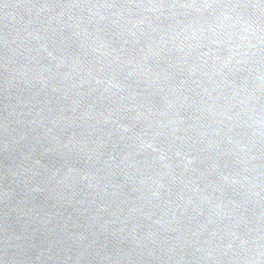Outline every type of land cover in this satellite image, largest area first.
<instances>
[{"label": "water", "instance_id": "95a60500", "mask_svg": "<svg viewBox=\"0 0 264 264\" xmlns=\"http://www.w3.org/2000/svg\"><path fill=\"white\" fill-rule=\"evenodd\" d=\"M0 264H264V0H0Z\"/></svg>", "mask_w": 264, "mask_h": 264}]
</instances>
